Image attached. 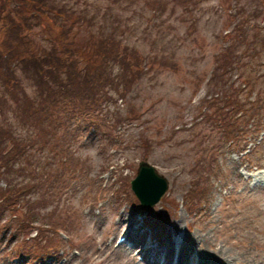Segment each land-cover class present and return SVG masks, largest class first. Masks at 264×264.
Returning <instances> with one entry per match:
<instances>
[{
  "label": "rangeland",
  "instance_id": "obj_1",
  "mask_svg": "<svg viewBox=\"0 0 264 264\" xmlns=\"http://www.w3.org/2000/svg\"><path fill=\"white\" fill-rule=\"evenodd\" d=\"M94 2L96 6L90 7ZM127 4L121 0H88L76 7L81 13L95 11L100 23L108 21L105 13L110 16L112 12V18L122 21L116 28L117 36L120 28L129 26L122 33V43L130 47V56L137 57L133 69L138 72L129 73L135 76L126 97L109 104L105 112L82 116L79 123L78 119L67 121L65 126L63 123L64 131L57 135L65 140L64 134L70 141L78 158L75 169L63 177L65 166L55 159V137H50L47 127L25 128L13 114L6 117L34 168L31 176L25 168L24 173L18 171L7 180L0 178V201L4 204L0 211V264H143L139 245L131 253L137 254L136 258L118 247L126 230H131L132 236L135 230H145V243H150V234L158 237L172 253L171 258L180 244L189 247L191 243L185 264H197L204 258L216 264H264V130L244 135L246 129L253 130L252 122L244 129L222 126L219 134L232 135L217 143L215 140L214 156L200 153L199 139L191 132L197 123L212 126L219 122L213 109L201 103L219 97L218 91L209 93L208 81L215 56L228 44L225 33L240 18L234 13L241 7L244 16L259 11L264 0H166L164 5L136 3L129 10ZM27 10L32 12L29 4ZM27 10L15 11L17 28L8 32L18 31L19 14H27ZM1 18L0 40L9 25L7 15ZM53 21L56 25L51 28L46 20L33 25L29 46L43 48L52 41H78L76 48H82L90 34L99 35L98 25H85L76 33L61 36L58 21ZM252 22L264 25L262 16H253ZM7 34L2 42L7 41ZM81 51L73 56L79 65L84 58ZM153 54L164 60L161 67ZM145 64L148 70L143 68ZM232 79L239 83L237 73ZM253 97L254 93L250 99ZM215 102L211 103L213 108L220 110L222 105ZM113 117L118 122L112 123ZM27 133L34 135L31 141ZM143 136L151 142L145 156L144 142L139 140ZM2 150L4 154L7 151ZM16 160L10 169L24 162ZM140 160H146L167 182L160 201L149 208L138 202L130 188ZM17 188L25 193L24 198L36 200L38 216L27 209L18 212ZM9 189L10 195H6ZM176 222L177 229L166 239ZM28 224L30 230L24 227ZM54 224L57 227L52 228ZM42 230L49 233L50 245L33 251L38 242L47 243L40 238Z\"/></svg>",
  "mask_w": 264,
  "mask_h": 264
},
{
  "label": "trees",
  "instance_id": "obj_2",
  "mask_svg": "<svg viewBox=\"0 0 264 264\" xmlns=\"http://www.w3.org/2000/svg\"><path fill=\"white\" fill-rule=\"evenodd\" d=\"M86 1L88 0H0V19L4 14L7 15L9 24L7 31L5 30L6 34L9 29L17 28L14 24V13L20 12L21 8L27 10V4L32 8V12L27 10V14H19L18 31L8 32L7 41L5 39L2 42L6 34L1 36L0 40V178L2 177L3 180H7L10 175L18 171L24 173L25 168L28 169V174L31 176L32 168H34L20 137L10 131V125L6 122L9 113L13 114L25 128L28 126L32 129L38 127L42 130L46 127L49 129L50 137H55V145H53L56 150L55 159L65 166L62 170L65 178L69 170L75 169L78 165V158L74 155V149L65 135H62L65 140L59 139L58 136L61 135H57V133L64 131L67 121L90 114L93 116L96 112L101 113L102 110L105 112L109 104H116L118 99H124L127 91L131 90L135 73L131 76L129 73L138 72V70L133 69L137 57L130 56L129 54H132L130 47L122 43V33L129 29V26L125 24L127 27L120 28V34L117 36L116 28L121 26L122 21L112 18L114 16L112 12L109 13L111 17L105 13V19L108 21L104 20L103 23L98 21L97 16L99 15L95 11H91L92 14L81 13L77 9V5ZM115 1L117 3L118 0ZM191 1L195 2V0ZM254 1L256 2V0ZM121 2L128 3L129 5L127 4L125 7L129 10L136 3L146 5L150 2V4L163 3L164 5L166 0H121ZM96 4L94 2L90 7H95ZM259 7V11L250 12L246 16L243 14L242 7L237 9L233 16L240 18L235 26L225 33V36L228 37L225 41L228 44L214 58L215 66L208 81L209 93L216 94L218 91L219 97L212 99V102L219 99L215 103L222 106L218 110L213 108L212 102L201 103V106L206 104V109H213L214 119L219 121L217 124H213V127L203 123H197L191 127L192 134L199 139L198 145L201 154L208 153L214 156L213 151L217 146L216 144L214 148L212 146L215 140L217 143L231 138L232 133L229 136L224 133L219 134L220 130L223 131L222 126L226 129H237L238 127L244 129L249 122H252L254 128L250 127L253 130L246 129L244 135L250 131L257 133L264 126V25L260 27L257 23L252 22L253 16H262L264 21V10H262L264 5L260 4ZM8 8L12 10L9 11ZM30 17L33 18L31 21H29ZM101 17L104 18L103 14ZM44 20L50 26L49 28L56 25L53 20H57V31L61 36L67 37L71 32L76 33L85 25L91 27L98 25L99 35L94 37L90 34L87 43L82 48H76L75 44L79 43L78 41H67L65 44H63L64 42L57 44L58 42L52 41L50 48L47 46L33 48L29 46V33L32 31L33 25H40ZM194 23V21L191 22V25ZM156 41L157 37L154 36L153 42ZM17 44L21 45L18 49L16 48ZM2 46H6L4 51L1 50ZM59 46L61 47L59 48ZM77 50H82L81 52L84 53L81 65L73 58ZM153 57L158 59L155 54ZM158 60L160 61L155 62L161 67L164 60ZM15 64H17L16 70ZM168 65H172L170 67L174 68L173 64L168 63ZM148 67L145 64L143 68L148 70ZM234 73H237L239 80L237 84L236 80L232 79ZM241 93L243 97H241ZM253 93L254 97L250 99ZM115 119L113 117L110 121L118 122ZM78 121L80 120L78 119ZM77 131L74 132V137L77 136ZM27 135L31 141L34 135L32 133H27ZM139 140L144 142L145 151H142L144 155L150 151L151 142L145 136ZM2 149H7L5 154ZM14 160L24 162L22 165L10 169V164ZM198 177L201 180L200 175ZM60 183L62 188L63 183ZM16 184L18 186L19 183ZM20 188H17V195L15 194V199L19 204L18 212L27 209L38 216L36 206L39 205L35 203L36 200L24 198L25 193L20 192ZM32 188L34 189V187ZM55 191L56 189L53 190V192ZM6 195H10V189ZM6 195L3 197L8 201ZM1 202L2 200L0 201V211L4 205ZM32 219H29L31 224L34 223ZM49 222L52 223V221ZM29 226L28 224L24 227L29 228ZM51 227L57 226L54 224ZM24 233L26 236L27 231ZM34 233L36 235L37 231L34 230ZM40 238L47 243L41 245L38 242L37 246L31 250L39 252L45 246L50 245L48 242L49 233L46 230L40 232Z\"/></svg>",
  "mask_w": 264,
  "mask_h": 264
},
{
  "label": "bare ground",
  "instance_id": "obj_3",
  "mask_svg": "<svg viewBox=\"0 0 264 264\" xmlns=\"http://www.w3.org/2000/svg\"><path fill=\"white\" fill-rule=\"evenodd\" d=\"M259 179V177H258ZM126 219L124 218L122 220V222H124ZM143 224V223H142ZM179 223L176 222V224L173 225V227H170L168 236L166 237V239L170 238V234L177 229ZM117 229L120 230V227L117 226ZM126 230V229H125ZM135 234V236H132V231L131 230H126L125 232H123L124 238L122 239V241L119 243L118 247L121 246L122 250L125 253H129L131 254L132 251H135L134 246L137 244L140 246V248H138V254H140L142 256L141 261L143 262V264H185L184 259H187L188 256L190 255V253H188L189 249L192 248V244L188 243L189 247L184 246L183 244L179 245L178 251L175 254V256H172V253L168 250L167 247L162 246L161 245V241L159 242L158 237L156 236H151L152 234H150L149 236V241L150 243H145L144 242V232L145 230H142L141 232H136L133 231ZM130 242L131 244L129 245L128 243ZM164 242V241H163ZM164 245V244H163ZM130 251V252H129ZM198 252L201 253V250H198ZM137 254H131V258L135 257L136 258ZM224 259V258H222ZM41 261V258L39 257V259ZM197 264H216L214 261H211L209 259L205 258L203 260L198 261ZM219 264H236V262H226V263H222L219 262Z\"/></svg>",
  "mask_w": 264,
  "mask_h": 264
},
{
  "label": "water",
  "instance_id": "obj_4",
  "mask_svg": "<svg viewBox=\"0 0 264 264\" xmlns=\"http://www.w3.org/2000/svg\"><path fill=\"white\" fill-rule=\"evenodd\" d=\"M131 189L141 205L151 207L156 204L167 190L165 178L158 174L146 160L138 164L136 176L131 180Z\"/></svg>",
  "mask_w": 264,
  "mask_h": 264
}]
</instances>
